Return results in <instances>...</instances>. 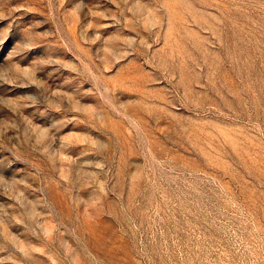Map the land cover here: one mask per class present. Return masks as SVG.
<instances>
[{"label":"rangeland","instance_id":"rangeland-1","mask_svg":"<svg viewBox=\"0 0 264 264\" xmlns=\"http://www.w3.org/2000/svg\"><path fill=\"white\" fill-rule=\"evenodd\" d=\"M0 264H264V0H0Z\"/></svg>","mask_w":264,"mask_h":264}]
</instances>
